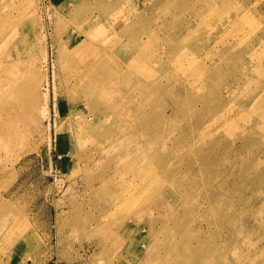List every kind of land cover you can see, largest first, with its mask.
Masks as SVG:
<instances>
[{"label":"rangeland","instance_id":"obj_1","mask_svg":"<svg viewBox=\"0 0 264 264\" xmlns=\"http://www.w3.org/2000/svg\"><path fill=\"white\" fill-rule=\"evenodd\" d=\"M169 1L0 0V33L13 32L19 47L18 57H2L0 77L13 70L12 78L32 81L38 94L30 113L18 102L20 121L9 119L0 101V264H158L175 249L173 264H202L203 257L264 264V0ZM137 16L122 34L117 24ZM72 37L86 49L70 48ZM98 49L121 64L117 78L126 74H119L114 112H175L172 135L144 165L145 147L119 148L133 137L141 142L144 131L132 116H121L123 132L95 138L92 123H109L104 103L85 84L68 99L83 57ZM133 67L151 70L152 81ZM84 116L79 141L73 123ZM167 175L207 195L201 212L189 215L195 195L186 211L177 207V222L158 218L177 195L156 201L152 190L165 196L180 184L170 185ZM120 190L134 192V204L124 197L132 204L121 205ZM183 226L200 231L201 254L186 240L177 246Z\"/></svg>","mask_w":264,"mask_h":264},{"label":"bare ground","instance_id":"obj_2","mask_svg":"<svg viewBox=\"0 0 264 264\" xmlns=\"http://www.w3.org/2000/svg\"><path fill=\"white\" fill-rule=\"evenodd\" d=\"M171 2V0L169 1ZM183 5H185V3L183 2ZM136 16V15H135ZM129 17H127L125 20L123 19L120 24L117 26L119 27V29L121 30L122 34L127 35L129 34V31H131V28H133L134 25V21L137 22L138 20V16L136 18H134V20H128ZM164 22V21H163ZM10 33V32H9ZM0 33V52L1 54H4L0 57V61L2 64V57H7L11 54V52L13 51L14 54L16 55V57H18V52H19V47L17 42L15 41L14 38V33ZM15 35L16 37H20V29L19 28H15ZM127 40H129V42L133 45V46H137V47H141V41L134 39L133 36L130 38L129 36L127 37ZM76 39L75 37H72L70 40V48L72 49H81V50H85L87 45L84 42H79L76 43ZM165 45V43H161L160 46ZM116 46H118V43H116ZM158 47L155 49L154 54H159L160 53V49L161 47ZM9 47V49H8ZM99 52V54L97 55V53H95L92 57H89L87 55H85L82 59V64L83 65V72H81L77 77H75L73 79L72 85L69 88V90H66L67 93H69V100H72V98H77L81 93L79 92V88L82 84H85L88 88V90L93 91V93L96 96V99L99 101H102L104 103V114L105 116L108 118L109 123L108 125H103L100 122L94 121L92 123V134L95 138H99L101 134H103L104 132H110L113 130L116 131H124L125 129V125L123 122H121V116L122 115H126V116H132L133 117V121L132 125L133 126H140L144 133L140 135L141 138V142L138 143V141H136L133 137V141H129L123 145H119V148H123L125 147V145L127 144H131L133 143L134 147L136 148L135 152L139 151V148H144L146 150V153L143 155H140L143 160L140 163V165H144L145 163H147L148 161H150L152 155L154 154V152L159 148L156 145L157 144H161L162 141H164L165 137L168 134H171L172 129L170 130V126L172 124V120L175 116V112L171 111L170 114H166L164 110H162V107H156L155 110H152L150 112H148L147 114H143L142 116L145 118H134L135 115H137V113L135 112L136 109H138L137 112H139L140 108H136L134 110L133 113L131 114H127L126 111L124 110H120L119 112H114L113 109L118 105V81H119V74L118 73V78L116 76V72L122 68L121 64H118V62H112L110 61L107 57L106 54L104 52H102L100 49L97 50ZM153 54V55H154ZM151 55V58L152 56ZM139 57H144L145 56L142 54ZM150 58V59H151ZM146 59V58H145ZM128 61V60H127ZM146 61H148V58L146 59ZM87 62V66L85 65ZM133 69L136 71L137 74L143 76H146V78L144 79L147 83L152 81V78L149 77L148 74L152 73L151 70H148V72L140 67V68H135L133 67ZM124 70V69H123ZM144 72L146 74H144ZM14 71L13 70H9L6 69L5 71V78L4 80L2 79V77H0V101H3L4 106H2L1 109H4L5 115L8 116L9 119H13V118H18L19 121L21 120V111H20V107L18 105L19 101H23L24 102V108H26L29 113L32 112V110L34 109V106L36 104V101L38 99V94L36 91V87L35 84L30 81V82H22L20 78H12ZM123 76H126V74H121ZM25 83V84H24ZM160 85V84H158ZM162 85V84H161ZM160 85V86H161ZM116 86V88H115ZM158 88V86H157ZM157 90V89H156ZM156 90L154 89V91H149V95L151 96H156ZM163 92V91H162ZM148 94L142 93L141 92V96H142V101L143 99L145 100V104H148ZM170 92H164V94H162V96H164L166 99L168 98L170 101H173L172 98H170ZM174 102V101H173ZM172 103V102H171ZM72 106H77V102H72L71 103ZM85 105H89V102L86 101ZM16 106V107H15ZM173 109L174 107L171 106ZM164 108V107H163ZM153 109V108H152ZM172 110V109H171ZM168 112V111H167ZM87 119H85V116L82 117V119H80V122L78 123V121L73 123V128L76 131V135L78 140L80 141L79 138V132L80 130H82V124L86 122ZM148 120H152L154 121V125L151 124ZM149 122V123H148ZM13 125L12 122L10 123H6V128L9 129L11 128ZM176 130V129H175ZM153 132V138L151 139V134ZM0 133H1V128H0ZM163 133V135H162ZM165 133V134H164ZM172 135V134H171ZM145 139H143V137ZM153 140V141H152ZM155 140V141H154ZM155 148V149H154ZM153 151V154L151 156H149L148 154L151 153ZM134 154V153H133ZM138 157V156H137ZM136 157V158H137ZM135 158V159H136ZM139 162H140V158H139ZM171 164H173L176 167V163L175 162H171ZM170 166V165H168ZM166 168V167H165ZM168 171H173V169L169 170V167L167 168ZM177 170V169H175ZM168 173V172H167ZM168 178H172L171 182L169 183L172 186H176L179 183V188L176 189L174 187H169V189L171 190L170 193L165 192V196L162 195V190L159 187H155V189L152 190V197L155 198L156 201H159L160 199H158V195L164 200V202L168 201L169 198L173 195H177V197L175 198L176 202H167L163 207L165 209L166 215L164 216H159L158 218L164 220L166 223L167 220V216L169 215L170 218H172L175 222H177L176 219V215L178 213L177 207L180 205L181 209L183 211L187 210V204L190 202V198L191 196H195L196 197V202L194 204V206H190L189 210L190 214H194L197 215L199 212H201V210L203 209L204 206V201L207 199V195L205 193L202 192L201 196L199 197V192H192L190 190V186H182V183L178 180L173 178L175 176L173 175H167ZM171 176V177H170ZM95 179V178H94ZM133 183V181H132ZM135 185V184H134ZM150 185L147 184L145 186L148 187ZM119 186V184L114 185V188L116 189ZM137 186V184L135 185ZM143 190V189H142ZM122 190L118 191V196L120 198V204L123 206L128 207L129 204H134V198L136 197V195H134V192L129 193L128 195L126 193H124V191H122V193H120ZM184 193L189 194L187 197L184 196ZM124 197L129 198V200L131 199L132 203L129 202L127 199H125ZM179 197V200H178ZM186 197V198H185ZM200 198L203 199L200 200ZM197 199H199V201H197ZM186 200H188V202L186 203ZM162 202V203H164ZM189 215H182V218H185ZM196 225V224H194ZM162 231H164L166 233V236L169 233V229L167 227V225H163L162 226ZM179 241L177 242V246L182 243L184 240H186L188 242L187 247L190 249H194V254H201V252H199V248H201V246L203 245V238L200 236V231L196 230L195 232H188L187 231V227L183 226L180 228V237H179ZM194 240L196 242L195 246L193 247L191 244V240ZM174 244H171V247H173ZM153 246V245H152ZM157 247L153 246L150 248V253H152V251L155 250V253L157 252ZM168 253V252H167ZM177 253H179L178 250H174V251H170L168 253V257L167 259L165 258L166 253L164 255V257L162 258H158L157 259V263L158 264H173L172 258L173 256H175ZM157 254V253H156ZM203 262L202 264H219V261L222 260V257L216 259L215 257H209V258H204L203 257Z\"/></svg>","mask_w":264,"mask_h":264}]
</instances>
